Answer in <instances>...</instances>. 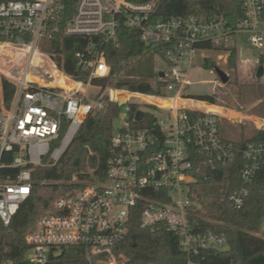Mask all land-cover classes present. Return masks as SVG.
I'll list each match as a JSON object with an SVG mask.
<instances>
[{"label":"built area","instance_id":"obj_1","mask_svg":"<svg viewBox=\"0 0 264 264\" xmlns=\"http://www.w3.org/2000/svg\"><path fill=\"white\" fill-rule=\"evenodd\" d=\"M158 1L0 2V52H12L10 59L0 53V171L6 170L0 175V221L4 226L10 224L30 195L33 170L55 165L86 117L103 108L107 99L122 104L104 169L98 172L99 164H88L85 179L73 175V181L82 187L55 199L52 208L35 220L25 235L28 248L24 261L27 258L30 264H59L63 252L69 253V248L75 247L81 250L68 256L70 264H131L116 248L125 239L136 214L140 228L161 227L176 236L186 256L185 264H207L201 251L212 248L211 243L216 249L227 247L223 234L198 228L190 219L197 205L190 198L193 157L199 155L214 164L231 160L237 152L241 154V185L232 188L227 196L231 207L238 209L264 159V139L248 140L238 146L222 137L219 121L223 115L219 111L186 103L185 70L179 62L186 61L192 67L197 52L205 50L196 47L202 41L235 46L232 41L238 30L249 32L250 42L261 48L264 0H239L241 16L234 25L220 17H157ZM122 25L138 31L147 43L163 44L169 69L155 70L154 75L155 80L164 82L163 95L94 85L91 94L67 90L52 85L50 73L39 64L35 71L43 81L30 76L35 57L42 54L70 78L54 63L55 53L41 46H47L61 33L78 35L88 41L74 56L89 76L87 82L73 81L90 86L91 78L109 75L111 67L100 46L115 41ZM3 80L13 90L7 104L2 96ZM108 90L127 96L120 101L116 96H106ZM160 98L170 100V105L155 101ZM130 102L140 104L137 110L144 112L141 120L145 114L153 116L148 127L131 125ZM142 105L154 109L145 110ZM133 120L136 121L134 117ZM0 264L12 263L0 259Z\"/></svg>","mask_w":264,"mask_h":264},{"label":"trees","instance_id":"obj_2","mask_svg":"<svg viewBox=\"0 0 264 264\" xmlns=\"http://www.w3.org/2000/svg\"><path fill=\"white\" fill-rule=\"evenodd\" d=\"M3 0H0V2ZM156 16H193L203 19L222 18L227 24L234 25L241 16L239 0H159ZM88 39L78 35L58 34L45 46L46 51H53L54 63L67 76L69 81L87 82L89 73L83 71L74 56L77 50L85 48ZM196 47L205 50L227 52V67L235 72L238 50L236 46L215 45L210 41H202ZM100 49L105 55V61L111 67L109 75L95 77L89 83L101 88L126 89L145 94L163 95L164 82L154 80L155 70L153 55L164 58L163 44L147 43L141 39L136 30L120 26L115 41L104 43ZM1 55L10 59L12 52L3 49ZM132 63L136 66L130 67ZM39 64L50 73L57 75L58 70L42 54L34 59L30 74L39 75L35 66ZM205 68L217 66L210 59L201 63ZM258 65L264 67V56L260 55ZM3 101L7 104L13 94L9 82L3 80ZM122 92L106 91V96H119ZM127 96V95H125ZM199 100L215 103L212 96L198 94L192 96ZM158 103L165 99L155 100ZM140 104L129 103V118L134 127H148L153 122V116L145 114L144 118L134 121V113ZM149 106V105H148ZM217 111L216 106H211ZM122 104L116 101H106L103 108L90 113L82 123L76 136L64 152L60 160L52 166L36 167L32 172V186L28 198L22 202L13 216L10 224L4 226L0 221V259L11 261L12 264H25L24 256L28 245L25 235L33 227L35 220L52 208L58 197L74 192L82 187L73 181V175L85 179L87 165L99 164V171L105 167L106 159L111 150V137L114 130L113 122L118 118ZM261 115L264 118V102ZM264 129V125L261 127ZM257 129L248 139L235 140L236 145H243L248 140L264 139V130ZM191 170L190 198L204 209V216L195 214L190 217L192 223L201 229H211L223 234L227 240L225 249L206 248L201 251L207 264H264V237L258 235L261 222L264 219V159L252 182L247 186V195L238 209L231 207L227 196L232 188L241 185L239 169L243 157L239 152L225 163H210L202 156L193 157ZM2 161L6 160L3 157ZM206 169L210 175H206ZM12 171H15L12 170ZM6 170L2 169L0 175ZM137 213V212H136ZM71 250V251H70ZM71 247L63 252L59 264H70L68 256L75 254ZM116 250L129 258L131 264H185L186 256L179 249L176 236L157 227L154 230L143 229L138 225L137 214L131 219L129 231ZM51 264V263H50Z\"/></svg>","mask_w":264,"mask_h":264},{"label":"rangeland","instance_id":"obj_3","mask_svg":"<svg viewBox=\"0 0 264 264\" xmlns=\"http://www.w3.org/2000/svg\"><path fill=\"white\" fill-rule=\"evenodd\" d=\"M249 38L250 33L244 30H238L234 35L232 43L235 44L238 50L235 72L230 71L227 67L228 53L219 50L198 51L192 67H189L186 61L179 62L180 67L185 70V94H188L187 96L210 95L214 98L215 103L203 101L215 105L217 111H224L225 115L232 119V115L236 113L246 116L243 122H231L223 117L220 118V134L232 141L250 137L255 128H261L264 125V120H261L263 118L261 112L264 102V72L261 77L256 76L258 68L256 63L260 55L264 56V39L263 46L257 48L250 42ZM41 48L46 50L45 46H41ZM207 58H210L219 69L227 74V82L220 81L215 68L207 69L201 64ZM133 66H136V64L132 63L130 65V67ZM153 66L154 70L167 71L169 69L168 63L159 54L153 55ZM154 80L153 78L152 81ZM93 92L94 88H90L88 91L89 94ZM117 99L122 101L124 97L118 96ZM142 108L145 110L150 109V111L154 109L146 105H142ZM159 115L163 114L160 113ZM119 121V118L114 120V130L117 129ZM196 209L200 210L199 215L203 217L204 209L199 203H197ZM258 235L264 237V219L261 222ZM25 264H30L27 258Z\"/></svg>","mask_w":264,"mask_h":264},{"label":"bare ground","instance_id":"obj_4","mask_svg":"<svg viewBox=\"0 0 264 264\" xmlns=\"http://www.w3.org/2000/svg\"><path fill=\"white\" fill-rule=\"evenodd\" d=\"M3 50V49H2ZM1 50V52H2ZM0 52V53H1ZM30 76H34L30 74ZM40 81H43V76H36ZM49 80H51L52 85H58L62 88H65L67 90H73V91H80V92H86L90 90V88H94L91 86H85L82 83L75 82V81H69V78L63 75L62 73H58L57 75L54 76H49ZM98 93V91H97ZM119 96H123L124 99L126 98L125 93H120ZM161 105H170V100L165 99L164 102H160Z\"/></svg>","mask_w":264,"mask_h":264},{"label":"crops","instance_id":"obj_5","mask_svg":"<svg viewBox=\"0 0 264 264\" xmlns=\"http://www.w3.org/2000/svg\"><path fill=\"white\" fill-rule=\"evenodd\" d=\"M256 64H258V62H257ZM90 86H91V87H94L93 85H90ZM108 91H109V90H108ZM110 91H112V90H110ZM186 103H187L188 105H191V106H194V107L203 108V109H209V110H213V109L210 108V107H211V106H215V105H213V104L206 103V102L203 101V100L194 99V98H192V96H191V97L188 96V99L186 100ZM213 111H216V110H213ZM219 112L223 115V118H225V119H227V120H230L231 122H234V121H242V122H243V121H244V117H246V116H243V115H240V114L236 113V114L232 115V116H233V119H232V118H230L229 116L225 115L224 111H223V112L219 111ZM229 118H230V119H229ZM254 120H256V119H254ZM261 120H264V118H262ZM257 129H261V128H259V127L255 128L254 131H253V133H252V135L255 133V131H256ZM252 135H251V136H252ZM251 136H250V137H251ZM222 137H223V136H222ZM250 137L243 138V139H248V138H250Z\"/></svg>","mask_w":264,"mask_h":264},{"label":"water","instance_id":"obj_6","mask_svg":"<svg viewBox=\"0 0 264 264\" xmlns=\"http://www.w3.org/2000/svg\"><path fill=\"white\" fill-rule=\"evenodd\" d=\"M215 72L217 73V75H218V77H219V79H220L221 82L225 83V82L228 81V76H227V74L223 70H221L218 67H216L215 68ZM263 72H264V67L262 65H258V68H257V71H256V76L257 77H261L263 75ZM143 115H144V112L142 110H137L135 112L134 119L136 121H139V120H141V118L143 117ZM206 175L207 176L210 175V171L208 169H206ZM210 247L213 248L214 247V244L211 243L210 244ZM50 258H51V256H50Z\"/></svg>","mask_w":264,"mask_h":264}]
</instances>
